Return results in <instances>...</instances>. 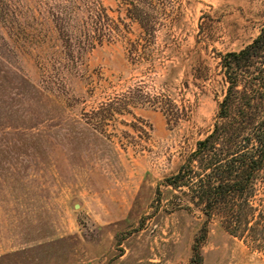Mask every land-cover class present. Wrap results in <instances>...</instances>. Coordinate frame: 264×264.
I'll return each mask as SVG.
<instances>
[{
	"label": "rangeland",
	"instance_id": "obj_1",
	"mask_svg": "<svg viewBox=\"0 0 264 264\" xmlns=\"http://www.w3.org/2000/svg\"><path fill=\"white\" fill-rule=\"evenodd\" d=\"M263 27L264 0H0V264H264L191 162Z\"/></svg>",
	"mask_w": 264,
	"mask_h": 264
},
{
	"label": "trees",
	"instance_id": "obj_2",
	"mask_svg": "<svg viewBox=\"0 0 264 264\" xmlns=\"http://www.w3.org/2000/svg\"><path fill=\"white\" fill-rule=\"evenodd\" d=\"M101 10L108 20L102 5ZM149 30L150 34L156 31ZM222 67L228 87L214 128L197 143L191 162L210 171L206 215L225 209L222 226L227 232L234 237L250 234L264 246V188L258 189L264 183V27L251 45L224 55ZM179 178L176 175L168 185L177 187ZM199 188L205 198V190ZM258 192L262 198L256 199ZM198 246L196 242L193 249L199 258Z\"/></svg>",
	"mask_w": 264,
	"mask_h": 264
}]
</instances>
